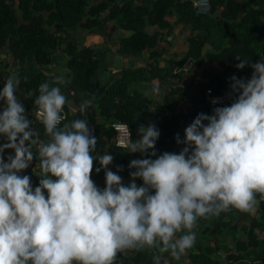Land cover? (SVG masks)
<instances>
[{
    "label": "clouds",
    "instance_id": "obj_1",
    "mask_svg": "<svg viewBox=\"0 0 264 264\" xmlns=\"http://www.w3.org/2000/svg\"><path fill=\"white\" fill-rule=\"evenodd\" d=\"M235 59L237 69L250 64V78L233 75L231 102L198 113L183 139L175 134L184 147L159 155L155 124L140 123L133 140L124 122L110 124L118 151L94 155L97 137L86 118L60 126L69 102L59 76L55 84L41 83L34 99L33 124L43 125L48 137L42 140L15 95L19 78L9 76L0 88V136L6 140L0 143V264H113L118 251L144 247L179 259L195 242L199 217L231 208L253 212L256 193L264 200V60ZM92 103V97L82 98L73 111L84 114ZM113 124L128 128L124 146L117 144ZM6 149L13 151L5 157ZM117 152L131 157L127 184L119 175L123 166L108 167ZM37 156L33 187L30 176L20 173ZM94 160L96 173L104 170L102 188L91 178ZM160 259L153 256L155 264Z\"/></svg>",
    "mask_w": 264,
    "mask_h": 264
},
{
    "label": "trees",
    "instance_id": "obj_2",
    "mask_svg": "<svg viewBox=\"0 0 264 264\" xmlns=\"http://www.w3.org/2000/svg\"><path fill=\"white\" fill-rule=\"evenodd\" d=\"M176 28L188 33L184 50L176 53L178 58L164 57L165 45L171 44L168 38ZM97 33L112 53L128 58L147 53L146 64L122 70L114 81H107L109 85L104 89H91L90 77L100 63L93 50L81 48L74 36ZM58 52L67 58L75 87L93 98L97 114L86 119L95 123L98 115L105 121L95 124L92 130L97 137L94 155H101L107 146L118 151L112 145V122L126 123L133 140L138 138L140 123H153L160 130L157 155L179 152L184 145L176 143V133L183 139L184 128L198 113L211 114L213 107L231 102L210 106L207 91L221 94L233 75L250 78V64L237 69L239 61L235 57L247 58L251 63L264 60V0H215L210 12L202 16L195 15L190 0H0V88L6 81L1 80V72L8 66L16 67L20 83L15 95L24 104L27 116L37 107L34 99L43 79L39 69L49 66ZM160 60L164 61L162 65ZM134 84H149L148 89L153 85L157 94L149 97L148 89L137 90ZM3 103L0 101V107ZM67 121L68 117L60 126ZM34 126L40 138L47 140L44 126ZM132 155L135 159L141 154ZM118 157L113 155L108 167L117 171V165L123 166L119 175L127 184L131 179L130 160ZM98 166L94 160L91 178L102 188L104 170L96 173ZM31 183L35 187L38 181ZM136 183L142 181L137 178ZM256 199L253 216L231 208L219 215L199 217L193 229L195 242L187 249V264H262L264 245L259 234L264 232V200L259 193ZM235 213L239 214L237 224H243L246 238L229 248L220 237L235 226ZM155 255L160 256V264L179 262L169 252L144 247L118 251L113 264H155Z\"/></svg>",
    "mask_w": 264,
    "mask_h": 264
},
{
    "label": "crops",
    "instance_id": "obj_3",
    "mask_svg": "<svg viewBox=\"0 0 264 264\" xmlns=\"http://www.w3.org/2000/svg\"><path fill=\"white\" fill-rule=\"evenodd\" d=\"M108 24V21H106ZM187 32H179V28H176L171 37H169V43L165 45L166 49V55L169 57H176L178 58L179 56L177 54H181L184 50L183 44H184V39L187 36ZM116 34H113V37H115ZM74 39L80 42V46L86 48H90L93 50V56L98 60L100 63L99 69L96 70L90 77V84H91V89H104L106 88L109 84H107V81H114L116 78L119 77V73L126 69V68H137L139 66H143L146 64V61L148 60V54L144 53L140 57H134V58H128L121 56L119 54H115L110 52L109 50V45L105 41V39L101 36L100 33L93 34V35H87V36H74ZM165 59V58H163ZM66 56H63L60 52H58L55 57L52 59V62L49 66L44 67L42 69H39V72L41 73L42 76V81L40 82L43 83L45 81L49 82V84H55L57 81L55 80V77L59 76L62 77L65 81V83L61 84V91L65 95L67 101L69 103H66L64 105L65 111H67V117L68 121L67 123H70L72 120L76 118H86L89 117L92 114H97L96 109H95V104L91 105L88 107L87 111L84 114H81L79 111H73L74 108H78L79 102L82 98H87V94L84 93L82 90L78 89L75 87L74 82H73V76L71 74V71L67 68L66 66ZM160 65L163 64V60H160ZM16 67L14 66H8L4 71L1 73V80H7L9 76L15 75ZM16 76V75H15ZM136 85V84H134ZM133 86V85H132ZM153 87V88H152ZM133 88H136L137 90L142 91L143 90V85H136ZM158 89L154 87L153 85H150V89H148V96L152 97L153 95H156ZM20 94L23 93L21 90L18 91ZM16 93V91H15ZM32 113V112H31ZM28 118L32 121V124H30V127L35 128L33 124V116L29 115ZM96 121L95 123H92V121L89 119V127L93 130L95 127V124L99 123H104V119L101 116H95ZM6 142L5 138L0 136V143ZM13 150L11 149H6L5 150V157L7 154L11 153ZM33 151L38 152V145H33ZM111 154V151L109 150V146H107L103 152L101 153L104 154L108 152ZM116 154V153H113ZM112 154V156H113ZM118 158H125V157H118ZM127 159H130V156H126ZM40 172V167H39V157L37 156L36 158L34 157L33 161L30 163L29 167L24 169L20 174H28L30 176L31 181H39V177L36 175L39 174ZM256 207V205H255ZM249 216H253L255 213V210L253 212H247L245 211ZM235 221H233L232 225H235L233 228H230L226 230V235L223 237H220V239H223L222 242L225 243L226 245L229 246V248L233 245L235 246L237 241H241L246 238V234L244 231V226L243 224L239 223L237 224L239 220V214L235 213ZM182 234V233H180ZM179 235V233L177 234ZM259 239L264 245V232L262 234H259ZM206 246V242H203V246ZM186 255H187V250L184 254L180 256V258L176 261H179L178 264H185L186 263ZM171 264V263H169ZM264 264V262L262 263Z\"/></svg>",
    "mask_w": 264,
    "mask_h": 264
},
{
    "label": "built area",
    "instance_id": "obj_4",
    "mask_svg": "<svg viewBox=\"0 0 264 264\" xmlns=\"http://www.w3.org/2000/svg\"><path fill=\"white\" fill-rule=\"evenodd\" d=\"M190 1H191L192 8L194 10L195 15L202 16L210 12L211 2L215 0H190ZM230 91H231L230 85L227 86L226 91L222 95H214L210 91H207L206 101L208 102L210 106H214V105H217L223 102H228L230 100V96H229ZM214 100L216 101L215 104H213ZM61 117H62L61 119V122H62L65 117L63 111L61 112ZM35 118L39 123H41L40 120L36 116V110H35ZM112 126L114 130L116 131L117 144L124 146V143L128 137V128L125 125H121V124H117V125L113 124Z\"/></svg>",
    "mask_w": 264,
    "mask_h": 264
},
{
    "label": "rangeland",
    "instance_id": "obj_5",
    "mask_svg": "<svg viewBox=\"0 0 264 264\" xmlns=\"http://www.w3.org/2000/svg\"><path fill=\"white\" fill-rule=\"evenodd\" d=\"M70 39V38H69ZM81 47V46H80ZM83 47V46H82ZM81 47V48H82ZM148 87H149V84H143V90H146V89H148ZM153 88V87H152ZM117 155H122L123 153L122 152H117L116 153ZM187 262H188V260H186V263L185 264H187Z\"/></svg>",
    "mask_w": 264,
    "mask_h": 264
}]
</instances>
